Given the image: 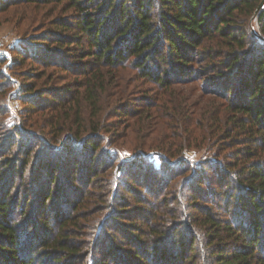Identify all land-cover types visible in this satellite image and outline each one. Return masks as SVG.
<instances>
[{
  "label": "trees",
  "instance_id": "1",
  "mask_svg": "<svg viewBox=\"0 0 264 264\" xmlns=\"http://www.w3.org/2000/svg\"><path fill=\"white\" fill-rule=\"evenodd\" d=\"M261 1L0 0V264H264Z\"/></svg>",
  "mask_w": 264,
  "mask_h": 264
},
{
  "label": "rangeland",
  "instance_id": "2",
  "mask_svg": "<svg viewBox=\"0 0 264 264\" xmlns=\"http://www.w3.org/2000/svg\"><path fill=\"white\" fill-rule=\"evenodd\" d=\"M36 15H31L29 9H24L20 7L11 8L5 14L0 15V58L6 60L4 67L10 66L12 60L15 56L14 49H17L23 43L24 36L33 35L34 33H38L40 26L38 22H35ZM26 66H29L27 64ZM9 68V67H8ZM10 75V72L7 71ZM20 78V77H19ZM19 78H13V89L14 92L18 91L21 87V81ZM12 95L8 96L7 106L10 110V114L7 118L8 124H12L14 120L17 119L18 114L17 111L22 107V101L17 99L15 96ZM121 138L119 141L121 144L116 143V145H121L122 148L118 151L120 158H131L133 156L132 148H134V143L129 138ZM207 151L205 149H194V150H187L185 152V158L189 160H199ZM151 159L157 165L160 163V157L158 154H151Z\"/></svg>",
  "mask_w": 264,
  "mask_h": 264
},
{
  "label": "water",
  "instance_id": "3",
  "mask_svg": "<svg viewBox=\"0 0 264 264\" xmlns=\"http://www.w3.org/2000/svg\"><path fill=\"white\" fill-rule=\"evenodd\" d=\"M263 5H264V0L261 1V3L259 4V6L257 7V9L255 10L253 17H256L259 14V12H260V10H261V8H262Z\"/></svg>",
  "mask_w": 264,
  "mask_h": 264
},
{
  "label": "built area",
  "instance_id": "4",
  "mask_svg": "<svg viewBox=\"0 0 264 264\" xmlns=\"http://www.w3.org/2000/svg\"><path fill=\"white\" fill-rule=\"evenodd\" d=\"M260 12H261V13H264V5L262 6Z\"/></svg>",
  "mask_w": 264,
  "mask_h": 264
}]
</instances>
